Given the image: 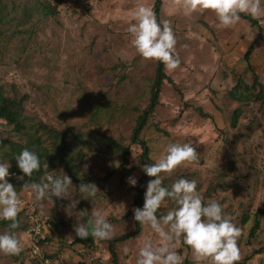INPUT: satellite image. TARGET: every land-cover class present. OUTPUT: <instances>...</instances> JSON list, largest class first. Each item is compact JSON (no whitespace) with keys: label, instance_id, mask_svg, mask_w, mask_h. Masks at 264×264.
<instances>
[{"label":"rangeland","instance_id":"rangeland-1","mask_svg":"<svg viewBox=\"0 0 264 264\" xmlns=\"http://www.w3.org/2000/svg\"><path fill=\"white\" fill-rule=\"evenodd\" d=\"M55 1L0 0V17L4 16L0 23V92L9 98L27 97L25 115L30 130L36 131L32 125L44 127L39 134L46 139L50 136L44 134L46 129L64 134L72 154L82 152L77 177L95 183L100 191L92 201L81 199L73 184L70 192L80 201L74 209L69 199L36 201L29 189L22 188L27 181L17 179L20 174L14 172L8 180L24 205L18 215L19 227L11 231L22 251L13 256L0 253V264H38L35 258L40 257L33 255L36 239L28 233L36 224L46 228L41 256L63 264H114L108 242L135 230V200L143 190L144 204L147 182L152 179L142 170L143 151L133 143V136L150 105L158 67V62L145 61L135 52L126 29L130 14L140 4L154 11L156 0H60L55 17L34 10L38 2ZM170 11L169 0H163L161 19L171 21L181 65L174 72L165 70L173 83L164 82L159 105L140 137L150 149L152 163L170 144L192 143L198 163L162 174L163 186L170 189L179 179L195 180L204 202L217 200L241 228L238 264H264V104L255 99L259 89L236 92L244 101L230 95L240 81L251 88L253 75L236 47L222 49L218 36V42L214 35V42L208 40L212 13L186 17L180 12L170 15ZM226 43L224 36L222 45ZM257 50L252 65L264 85V41ZM234 119L236 127L232 126ZM105 137L126 148L128 155L102 142ZM0 138L27 143L26 137L4 121H0ZM62 147L58 141V148ZM5 151L9 149L0 151V161L13 165ZM46 175L61 176L56 172ZM129 177L137 179L136 186L128 183ZM175 206L166 199L157 215ZM93 209L104 210L114 226L113 237L93 239L92 246L74 245V226L92 221ZM258 221L260 227L251 237ZM2 222L0 234L10 230ZM145 239L158 242L151 229L142 226L136 238L117 244L118 264H136ZM176 251L183 264H194L189 247L180 243Z\"/></svg>","mask_w":264,"mask_h":264},{"label":"clouds","instance_id":"clouds-1","mask_svg":"<svg viewBox=\"0 0 264 264\" xmlns=\"http://www.w3.org/2000/svg\"><path fill=\"white\" fill-rule=\"evenodd\" d=\"M170 15L176 12L186 17L195 13L210 12L215 16L214 27L218 30L233 29L241 21V14L249 15L264 24V0H169ZM126 31L131 35V44L135 52L145 61L163 64L167 72H174L181 65L176 53V37L170 20L158 21L151 7L140 4L131 14ZM254 31L251 33L252 39ZM22 175L19 180L29 189L36 201L46 197L53 203V197L69 199V207L76 208L78 199H73L70 188L72 178L48 175L46 181L31 182L34 172L40 171L39 156L29 149H23L15 158ZM133 159L136 157L133 154ZM199 154L192 143L170 144L165 154L152 164H145L143 171L148 177L144 204L133 209V219L141 226L151 229L158 242L145 239L138 251L136 264H183V258L176 251L183 243L192 251L194 264H238L242 259L238 241L242 230L226 215L223 206L217 200L205 203L197 191L195 180L179 179L171 188L163 186L162 174L175 172L179 167H188L198 163ZM9 161H0V220L9 222V231L0 234V253L6 256L19 255L22 251L20 241L14 230L19 227L18 215L22 211L23 201L8 178L11 168ZM131 186L137 185V179L128 178ZM76 191L81 199L91 200L100 191L95 183H80ZM176 206L165 215L157 216L165 200ZM92 221L80 222L74 226L76 237L81 240L91 237L94 240H108L114 235V226L109 222L103 209L92 210Z\"/></svg>","mask_w":264,"mask_h":264},{"label":"trees","instance_id":"trees-1","mask_svg":"<svg viewBox=\"0 0 264 264\" xmlns=\"http://www.w3.org/2000/svg\"><path fill=\"white\" fill-rule=\"evenodd\" d=\"M62 2L60 0H56L55 4H52L50 2H38L39 6H35L34 10L41 12V14L45 17H55L59 14V7L61 6ZM163 8V0H156L154 4V12L156 14L157 20L161 21V12ZM0 10V14H1ZM4 16L0 17V23L2 22V19ZM242 19L250 20V22L253 24V26H259V22L256 19H253L249 15L241 14ZM260 27V26H259ZM252 50H249L248 53L245 55V59L247 61L249 69L254 74V81L253 86L250 88L247 85L243 86V82L240 81L232 90L231 94L236 99L244 101L245 97L240 95H236V92H242L243 89H255L258 88L259 92L257 93L255 99L257 101H261L264 104V85L260 81L259 76L254 72L251 63H250V56H251ZM168 80L169 82L173 83V81L167 76L165 68L163 64L158 62V67L156 70V75L154 79V84L152 86L151 90V101L148 108L144 111L143 116L140 118L137 127L134 131L133 136V143H137L142 148V155L141 160L142 163L145 164H152V161L149 157L150 149L147 145V143L141 139L140 135L143 131V129L147 125L148 119L155 113V110L157 106L159 105V99L161 95V89L164 84V82ZM27 97H22L20 99L17 98H9L6 97L3 93L0 92V121H4L7 126L12 127L13 131L17 133L18 135H23L27 139L26 144H17L15 142H12L7 139L0 138V151H4L6 149H9V152L5 151V157L11 159L12 161V167L10 168L11 173H18L22 175L20 172L18 166L16 165L15 157L25 148L29 149L30 151L35 152L40 159V171L34 172L33 176L31 178V182L33 183H40L45 177L46 174H52L53 172H56L58 175L60 174L62 177L63 175L67 174L72 178L73 184L77 187L80 183L84 182L87 183L84 179L81 180L79 177H77L76 172L78 171L77 163L82 159L80 158L82 152H78L76 154H72V150L70 149V145L67 144V141L65 139L64 134H60L58 132H51L50 130H45L44 134H49V139L43 138L42 134H39L44 127H39L37 125H32L35 127L36 131L30 130V122L29 118L25 115V103H26ZM237 125V119H234L232 122V126L236 127ZM58 141H61L63 143L62 148H58ZM102 142L107 143L110 147H113L118 150H123L126 155H128V150L124 148L122 145H120L117 141H115L111 137H105ZM47 142H50V146H47ZM47 166V168H45ZM47 176V175H46ZM25 180L28 181V178L25 177ZM142 195L143 190L140 192V194L136 197V205L139 208H142ZM158 216V215H157ZM159 217V216H158ZM3 225L9 227L8 221H3ZM135 230L131 233L125 234L121 237L115 238L113 240H110L108 242L109 250L112 253L114 264H118V257L115 252V248L117 244L126 242L130 239L136 238L140 233L142 226L139 225L138 222L135 221ZM54 228L58 227V225H53ZM260 227V222L252 228L251 230V237H254L257 232V230ZM35 246H42L44 245L46 239H42L39 237L35 238ZM94 240L89 237L88 239L81 240L80 238H76L74 241V245L81 244L84 246H92ZM38 261V258H35ZM38 264H40L38 262ZM186 264H191L190 262H187Z\"/></svg>","mask_w":264,"mask_h":264},{"label":"crops","instance_id":"crops-1","mask_svg":"<svg viewBox=\"0 0 264 264\" xmlns=\"http://www.w3.org/2000/svg\"><path fill=\"white\" fill-rule=\"evenodd\" d=\"M213 22V24H211ZM259 22V26H253V24L250 22V20L247 19H242L241 21L236 25L235 28L233 29H228V30H220L218 33V29L214 27V24L216 23L215 16L213 15L212 19H210V25L208 31L210 32L208 36V40L218 42L219 38V43L221 44V48L223 49V46L225 48H233L236 47L235 49H238V53L244 59L245 65L247 67V70L252 73L253 75V81H254V74L253 72L249 69L247 61L245 59V55L248 53L249 50H252L251 56H250V63L252 65V60L255 55L258 53V44L262 41H264V26H262ZM254 31V37L252 39L251 33ZM211 32L213 34H211ZM215 38L213 39V36ZM218 36V38H217ZM225 36V39H227V43L225 45H222L223 38ZM226 41V40H225ZM239 42V45L237 46ZM233 63H235L236 56H233V60H231ZM236 68V67H235ZM254 70V68H253ZM255 72V71H254ZM256 73V72H255ZM257 74V73H256ZM258 75V74H257ZM259 76V75H258ZM260 78V77H259Z\"/></svg>","mask_w":264,"mask_h":264},{"label":"built area","instance_id":"built-area-1","mask_svg":"<svg viewBox=\"0 0 264 264\" xmlns=\"http://www.w3.org/2000/svg\"><path fill=\"white\" fill-rule=\"evenodd\" d=\"M24 205V203L22 204V206ZM35 223V222H33ZM37 223V222H36ZM45 227H43L41 224H36L34 227L30 228V230H28L29 235L33 236L34 238L39 237L42 238L45 235ZM40 247L38 246H34V250H33V255L35 257H40L38 258V262L40 264H63L61 263V261L59 260H53L50 257H46L41 256L40 251H39Z\"/></svg>","mask_w":264,"mask_h":264}]
</instances>
